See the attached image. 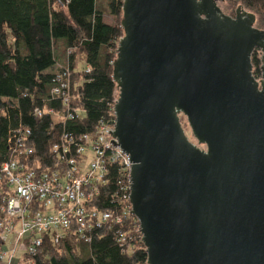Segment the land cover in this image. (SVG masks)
I'll return each mask as SVG.
<instances>
[{
    "label": "water",
    "instance_id": "1",
    "mask_svg": "<svg viewBox=\"0 0 264 264\" xmlns=\"http://www.w3.org/2000/svg\"><path fill=\"white\" fill-rule=\"evenodd\" d=\"M219 1L122 2L108 133L147 264H264V31Z\"/></svg>",
    "mask_w": 264,
    "mask_h": 264
},
{
    "label": "trees",
    "instance_id": "2",
    "mask_svg": "<svg viewBox=\"0 0 264 264\" xmlns=\"http://www.w3.org/2000/svg\"><path fill=\"white\" fill-rule=\"evenodd\" d=\"M222 12L234 16L241 6L255 15V28L264 31V0H223ZM123 0H0V161L7 160L16 138L21 148L31 149L21 158L36 172L59 169V157L50 149L64 132L72 137L93 135L99 121L113 118L117 88L112 80V62L123 36L120 20ZM103 15L114 18L112 25ZM260 52L251 54L252 75L259 79ZM68 73L70 109L78 117L65 122L47 113L62 114L61 98H52L55 77ZM42 112L35 119L34 110ZM181 125L191 135L184 117ZM29 135L25 136V131ZM106 183L90 206L98 211H116L112 203L128 194L127 173L118 165L108 167ZM125 188V190H121ZM5 188L0 190V204ZM118 204V201H117ZM125 233L123 247L116 234ZM1 247V243H0ZM137 220L92 232L89 242L73 227L58 241L42 236V244L29 264H147Z\"/></svg>",
    "mask_w": 264,
    "mask_h": 264
},
{
    "label": "built area",
    "instance_id": "3",
    "mask_svg": "<svg viewBox=\"0 0 264 264\" xmlns=\"http://www.w3.org/2000/svg\"><path fill=\"white\" fill-rule=\"evenodd\" d=\"M54 81L56 86L50 95L61 98L64 110L62 114L52 109L47 113L62 122L78 117L79 112L69 107L68 73L57 75ZM112 115V119L99 121L93 135L75 138L63 132L59 143L50 149L59 157V169L48 172H36L22 162L21 158L31 155L32 151L21 148L24 138H16L9 158L0 161V190L5 188L6 193L0 204V264H29L44 235L56 242L73 227L76 235L89 242L95 229L110 228L132 216L129 192L112 202L117 205L116 211H98L90 206L105 185L107 169L112 165L127 173L129 191L131 164L110 134L115 123ZM41 116L42 112L35 109V119ZM24 135H29V131ZM88 153L92 157L86 163ZM116 236L123 247L127 236L123 232ZM9 237L10 248L5 249ZM18 245L24 247L23 252L18 253Z\"/></svg>",
    "mask_w": 264,
    "mask_h": 264
},
{
    "label": "rangeland",
    "instance_id": "4",
    "mask_svg": "<svg viewBox=\"0 0 264 264\" xmlns=\"http://www.w3.org/2000/svg\"><path fill=\"white\" fill-rule=\"evenodd\" d=\"M218 6H219V8L222 10V8H223V6H224V2L219 1V2H218ZM110 20L112 21V23L114 22V18H113V17H110V16H104V21H105V23H108ZM188 137H189L190 140L193 141V138H192L191 135H189ZM91 157H92L91 154L88 153V159L86 160V163L91 159ZM10 239H11V237L8 238L7 243H6V245L4 246L5 249H6V248H10V245H7V244L10 242ZM17 248H18V253H21V252L24 251V247H23L22 245H18ZM17 255H18V254H17Z\"/></svg>",
    "mask_w": 264,
    "mask_h": 264
},
{
    "label": "crops",
    "instance_id": "5",
    "mask_svg": "<svg viewBox=\"0 0 264 264\" xmlns=\"http://www.w3.org/2000/svg\"><path fill=\"white\" fill-rule=\"evenodd\" d=\"M104 16H106V15H103V22H105L104 21ZM111 17V16H110ZM106 24H108V25H112L113 23H112V21L110 20L108 23H106Z\"/></svg>",
    "mask_w": 264,
    "mask_h": 264
}]
</instances>
